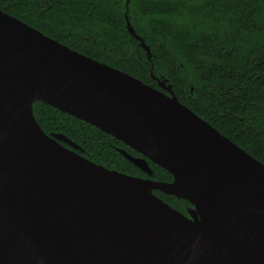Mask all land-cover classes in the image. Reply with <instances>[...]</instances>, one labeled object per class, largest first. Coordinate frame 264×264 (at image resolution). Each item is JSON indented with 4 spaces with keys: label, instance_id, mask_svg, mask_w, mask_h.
Wrapping results in <instances>:
<instances>
[{
    "label": "water",
    "instance_id": "95a60500",
    "mask_svg": "<svg viewBox=\"0 0 264 264\" xmlns=\"http://www.w3.org/2000/svg\"><path fill=\"white\" fill-rule=\"evenodd\" d=\"M158 82L0 8V264H264V163ZM36 100L121 139L145 156L120 149L134 164L153 175L149 158L173 180L89 159L44 131ZM156 189L193 207L185 214Z\"/></svg>",
    "mask_w": 264,
    "mask_h": 264
},
{
    "label": "trees",
    "instance_id": "16d2710c",
    "mask_svg": "<svg viewBox=\"0 0 264 264\" xmlns=\"http://www.w3.org/2000/svg\"><path fill=\"white\" fill-rule=\"evenodd\" d=\"M0 8L154 87L166 79L181 102L264 163V0H0ZM126 11L151 58L128 30ZM33 111L45 132L63 133L99 164L173 180L149 158L154 174L141 169L120 149L141 152L88 121L40 100ZM154 193L185 214L193 207L185 198Z\"/></svg>",
    "mask_w": 264,
    "mask_h": 264
},
{
    "label": "flooded vegetation",
    "instance_id": "af4514ba",
    "mask_svg": "<svg viewBox=\"0 0 264 264\" xmlns=\"http://www.w3.org/2000/svg\"><path fill=\"white\" fill-rule=\"evenodd\" d=\"M141 157H145V156L144 155L143 156L141 155Z\"/></svg>",
    "mask_w": 264,
    "mask_h": 264
}]
</instances>
